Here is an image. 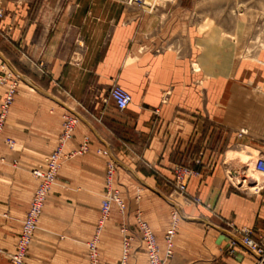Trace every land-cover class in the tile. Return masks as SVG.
Listing matches in <instances>:
<instances>
[{
  "label": "crops",
  "instance_id": "1",
  "mask_svg": "<svg viewBox=\"0 0 264 264\" xmlns=\"http://www.w3.org/2000/svg\"><path fill=\"white\" fill-rule=\"evenodd\" d=\"M0 10V63L3 55L9 58L19 51L22 63L46 64L45 77L28 69L17 72V77H26L23 79L31 81L32 87L17 92L1 139H14L18 154L12 158L19 160V171L27 175L24 182L30 193L17 211L14 191L9 203H0L5 211L26 216L38 185L31 171L58 146L63 114L68 111L79 117V123L65 146L66 152L78 149L86 136L89 150L65 160L59 181L66 177L69 185L92 194L97 204L91 209L95 219L102 202H98V195L107 187L108 157L99 149L108 148L121 160L117 171L121 165L154 184H159V174L173 185L174 166L190 164L192 158L199 157L202 174L190 179L184 198L189 202L195 196L201 198V203L191 202V206L213 228L198 234L191 248L182 252L196 259L193 264H253V254L242 245L229 255L225 252L229 244H223L231 236L240 237L239 230L245 227L264 233V189L252 194L237 187L230 177L233 160L226 151L224 163L228 166L223 168L219 152L225 143L256 149L249 143L264 146V123L260 117L253 121L250 114L241 121L234 112L223 125L214 117H201L203 79L207 78L210 85L206 93L211 94L213 111L219 103V28L208 36L197 27L186 33L179 23L170 17L164 20L157 10L128 5L124 0H0ZM114 84L133 96L126 110H118L112 100L105 102ZM7 87L0 84V107ZM233 88L237 96V88ZM237 102L241 104L239 99ZM240 127H247L250 133L241 134ZM241 148L227 150H244ZM61 170H66L67 176ZM163 185L168 186L165 180ZM242 188L248 189L243 184ZM51 193L54 195L55 190ZM80 203L78 206L84 207L83 201ZM47 206L46 216L53 211V200ZM115 210L119 211L116 204L112 213ZM136 212L132 213L133 222L129 221L135 230ZM43 213L26 264H52L55 259V254L43 247L55 235L54 221L51 216L42 219ZM123 221L125 218L118 222ZM112 229L110 224L107 230ZM165 230L160 224L157 235L162 248ZM20 231L21 225L17 241ZM102 236L103 232L100 264H117L122 253L121 236L111 249ZM143 249L132 255L130 264H149ZM86 256L89 261L88 246ZM0 264L8 262L1 258ZM65 264L79 263L75 259Z\"/></svg>",
  "mask_w": 264,
  "mask_h": 264
},
{
  "label": "rangeland",
  "instance_id": "2",
  "mask_svg": "<svg viewBox=\"0 0 264 264\" xmlns=\"http://www.w3.org/2000/svg\"><path fill=\"white\" fill-rule=\"evenodd\" d=\"M150 1H152L153 5L148 8L157 10L160 15H163L164 20L170 17L171 21L179 23L186 33L188 30L192 32L194 27H197L199 30H203L201 34L208 36L213 32V29L219 28L221 60L219 103L217 104L218 106L216 105V110L214 109L213 111L210 103L211 94L206 93L210 85L207 78L203 79L204 105L202 110L203 115L201 117L204 120L214 117L215 119H219V122L223 125V123H227L226 121L228 120L229 113L231 114L234 112L237 118L241 116V121L243 120L242 116L250 114L253 121L255 118L258 119L260 117V122L263 124L264 0ZM3 57L4 59L0 63V70H2V66H5V71L12 72L16 77L17 72L25 73L27 69L33 72L36 71L42 74L43 77L46 75V64L40 62L35 64V66L30 64H28V66L20 61L19 51H16L14 55L9 56V58H6L5 55H3ZM226 60L230 62L228 69L225 67V65H227ZM23 78L26 79V77ZM23 78L18 79V93L23 88L29 89L32 87V82H27ZM233 87L237 88L235 91L237 96H234ZM238 99L241 101V104L237 102ZM235 107L237 110L233 111ZM240 129H245L250 133L247 127H240ZM262 143L264 144V142ZM249 144L254 145L258 149L249 146L242 147L244 145L242 143L232 144L231 146L226 143L223 144L219 152L220 165L227 169L228 165L224 163V157L227 151L228 158L234 162V166H229L234 172L230 175L231 179L235 182L234 184L246 192L255 194L253 183L256 182V180L253 177L256 175L253 174L258 172L255 170L254 159H257L261 151H264V146L254 143ZM0 146V203H9L11 194L16 191V210L21 211V206L30 193L27 191V185L24 182L27 175L19 171V160L17 158H12L13 155L17 156V148L8 147L6 142H3V139L0 141ZM229 148L244 149V151L251 153L252 159L249 161L242 160L241 162L237 160V158L231 156L230 153H233L234 150H229L232 151L229 153L227 150ZM2 158L5 160L2 161ZM113 158L117 162V165L119 161L121 162L117 157L114 156ZM44 160L42 163H39L38 166L43 164ZM195 160L194 157L192 158V163L187 164L183 162L182 164L194 167L196 166ZM119 167L115 176V178L117 177L116 187L127 203L128 214L123 215L120 211L116 210L112 213L111 219L106 222L102 230L103 243L105 246L111 249L117 244L121 236L120 222L118 221L125 218V221L133 222L132 213L136 209L142 210L143 216H145L156 233H158L160 224L164 225L165 229L168 228L172 211L175 210V208H179V232L176 239L175 254L169 264L195 263L196 259L190 258V256L184 252L191 248L193 241L195 243L198 234L202 235V231L205 229L209 230L213 228L212 225L204 222L201 213L196 211L194 207L192 208L194 204L186 201L184 196L175 192L174 186L162 175L157 174L159 185L154 184L151 179L145 177L139 179L137 175L128 168L121 165ZM62 172H65L64 176H67L66 170H61V173ZM59 177L60 175L52 188V190H55V194L52 195L51 193L47 201L48 204L53 200L54 204L53 211H49L50 213H48V216L53 218L55 235L52 236L51 239H48L43 247L55 254V259H53L52 264H65L75 259L78 260L79 264H83L84 262L88 264L86 247L88 240L95 231L99 218L97 217L95 219L91 209H95L97 204L90 192L78 190L73 185H69L66 177L60 182ZM244 177H248L245 183L242 182ZM259 177V182H262L264 177ZM164 180L165 183L168 184L165 188L163 185ZM57 181L60 182V185H57ZM242 184L248 189H243ZM104 193L105 190L101 191L98 195L99 203L104 197ZM81 201H83L84 207L78 206L81 205ZM47 204L42 219L46 216L48 209ZM5 212H7L5 211V207L0 205V247L3 250L2 259L7 260L8 264H13L10 259V254L14 250V244L17 241L16 236L22 223L23 215L19 216L20 214H17V212L10 215L7 212L9 216L6 217L5 214L7 213ZM148 213H150L149 215L151 218ZM164 216H167L165 221L163 220ZM110 224H112L113 229L108 232L107 228ZM4 226L6 227L4 228ZM225 227H230V225L225 224ZM231 238L233 237L231 236L223 246L228 245ZM140 243V237L137 235L135 246H140ZM140 249H143L142 246L138 247L135 252ZM76 251L79 253L78 255H76Z\"/></svg>",
  "mask_w": 264,
  "mask_h": 264
},
{
  "label": "built area",
  "instance_id": "3",
  "mask_svg": "<svg viewBox=\"0 0 264 264\" xmlns=\"http://www.w3.org/2000/svg\"><path fill=\"white\" fill-rule=\"evenodd\" d=\"M128 5L136 6L142 9L151 7L152 4L148 0H124ZM3 16V11L0 10V17ZM3 75L0 76V84H8L6 94L3 98L0 107V139L2 137L5 124L7 121L10 107L15 99L18 91L19 78L11 72L5 71V66H2ZM112 100L116 108L120 111L126 110L133 102V96L126 88L119 84H114L110 89L109 96L105 102ZM79 117L71 112L63 114L62 132L59 137V143L40 164L34 168L31 173L38 180V185L32 197L29 210L26 216L22 219L21 231L16 243L15 251L11 252L10 259L14 264H25L29 249L32 245L34 234L38 228L40 217L43 213L48 195L55 184L60 169L65 160L72 158L78 154H84L89 150V137L84 138L83 143L78 149L66 152L65 146L70 139L73 138ZM245 129L241 130V134H247ZM8 147L13 148L15 141L12 138L5 139ZM264 142V138H263ZM99 152L107 156L106 180L107 187L102 198L100 215L98 218L96 232L93 238L87 243L89 264H100V242L101 233L110 219L113 205L116 204L119 211L126 215L128 214V206L120 191L115 186V175L117 172V162L112 156L110 149L101 148ZM196 166L187 164H176L173 169L172 183L175 192L185 196L189 181L194 176L202 174V159L195 158ZM5 159L2 158V161ZM255 168L264 177V151L255 160ZM255 193L264 189V186H256ZM193 203H201L200 197L190 199ZM179 209V208H178ZM175 210L171 213V221L164 234V248L160 245L158 235L151 224L144 218L142 210L138 209L135 214L137 229H133L129 222L123 221L120 224V234L122 238V253L117 264H130V259L138 247L142 246L147 254L149 264H169L174 257L176 248V239L179 232V211ZM240 237H233L225 249L229 255H234L237 246L242 245L248 252L254 256L253 264H264V233H258L253 228L245 227L239 230ZM137 235L140 237V246H135ZM3 250L0 247V261Z\"/></svg>",
  "mask_w": 264,
  "mask_h": 264
},
{
  "label": "bare ground",
  "instance_id": "4",
  "mask_svg": "<svg viewBox=\"0 0 264 264\" xmlns=\"http://www.w3.org/2000/svg\"><path fill=\"white\" fill-rule=\"evenodd\" d=\"M148 3H150V4H152L153 5V3H152V1H150V0H148ZM226 63H227V65H225V67L228 69V66L230 65V62H229V60H226ZM263 63V62H262ZM12 73V72H11ZM13 74V73H12ZM230 152H232V151H229V153ZM231 154V156H233L234 158H237V160H239V161H241L242 162V160L243 161H245V160H251L252 159V157H251V153H249V152H247V151H234L233 153H230ZM261 154V153H260ZM255 160H256V158L254 159V166H255ZM255 170H256V168H255ZM257 171V170H256ZM258 172V171H257ZM253 175H256V176H254L253 178L256 180V182H254L253 184H254V187L255 188H257L256 186H264V179H263V181L260 183L259 182V179H260V177L259 176H262V174L260 173V172H258V173H254ZM263 177V176H262ZM247 178L248 177H244L243 178V180H242V182H247ZM57 180V179H56ZM55 183H56V181H55Z\"/></svg>",
  "mask_w": 264,
  "mask_h": 264
}]
</instances>
